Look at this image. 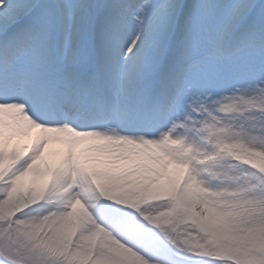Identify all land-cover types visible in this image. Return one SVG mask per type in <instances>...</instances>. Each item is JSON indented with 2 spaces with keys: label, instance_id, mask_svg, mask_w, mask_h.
<instances>
[{
  "label": "snow or ice",
  "instance_id": "snow-or-ice-1",
  "mask_svg": "<svg viewBox=\"0 0 264 264\" xmlns=\"http://www.w3.org/2000/svg\"><path fill=\"white\" fill-rule=\"evenodd\" d=\"M0 264H264V0H0Z\"/></svg>",
  "mask_w": 264,
  "mask_h": 264
},
{
  "label": "bare ground",
  "instance_id": "bare-ground-1",
  "mask_svg": "<svg viewBox=\"0 0 264 264\" xmlns=\"http://www.w3.org/2000/svg\"><path fill=\"white\" fill-rule=\"evenodd\" d=\"M36 136V130H33L27 137L19 140V141H14L13 144L14 145H18L21 149L24 148V146L26 144H30L32 142V140L35 138ZM61 146L60 145H57V144H53V145H50L49 146V152H52L54 150H57L59 149ZM46 158L48 159V162L50 164H55L58 160V157L54 158V157H51V156H48V154L46 153Z\"/></svg>",
  "mask_w": 264,
  "mask_h": 264
}]
</instances>
